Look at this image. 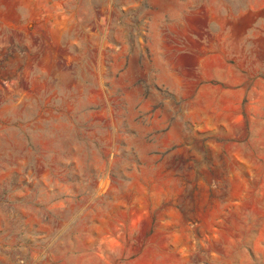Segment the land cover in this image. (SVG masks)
Returning a JSON list of instances; mask_svg holds the SVG:
<instances>
[{
  "label": "rangeland",
  "instance_id": "rangeland-1",
  "mask_svg": "<svg viewBox=\"0 0 264 264\" xmlns=\"http://www.w3.org/2000/svg\"><path fill=\"white\" fill-rule=\"evenodd\" d=\"M0 264H264V0H0Z\"/></svg>",
  "mask_w": 264,
  "mask_h": 264
}]
</instances>
